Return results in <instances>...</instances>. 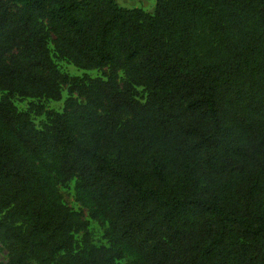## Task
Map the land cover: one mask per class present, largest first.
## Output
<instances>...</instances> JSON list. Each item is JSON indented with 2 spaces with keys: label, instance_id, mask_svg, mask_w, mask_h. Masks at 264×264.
I'll list each match as a JSON object with an SVG mask.
<instances>
[{
  "label": "trees",
  "instance_id": "16d2710c",
  "mask_svg": "<svg viewBox=\"0 0 264 264\" xmlns=\"http://www.w3.org/2000/svg\"><path fill=\"white\" fill-rule=\"evenodd\" d=\"M155 2L0 0V264H264V0Z\"/></svg>",
  "mask_w": 264,
  "mask_h": 264
},
{
  "label": "rangeland",
  "instance_id": "374dc122",
  "mask_svg": "<svg viewBox=\"0 0 264 264\" xmlns=\"http://www.w3.org/2000/svg\"><path fill=\"white\" fill-rule=\"evenodd\" d=\"M130 7V6H127ZM53 50V47L51 46ZM55 63L58 65L59 69L72 77H83L89 76L91 78H104L103 73L100 71H83L75 68L72 64L57 59L54 57ZM141 94L142 90H140ZM3 93L0 92V97ZM69 94L67 90H64L61 101L55 102L47 99H25L17 97L14 100L15 106L21 112H26L29 110L31 104L34 105H42L45 106L48 110H53L58 113H62L64 111L65 101L69 98ZM33 122L36 124L38 128L42 126L43 123L46 122L45 117H37L33 116ZM60 200L62 203L75 212H79L83 215L85 221L89 222V228L87 234L78 235L77 242L79 247H85L88 245H93L97 247L106 246L110 247L108 240L106 239V232L108 230V223L101 218H93V208L91 204L84 199L80 198L75 190V182L67 183V184H58L57 186ZM9 259V254L6 247L0 242V263H6ZM135 258L126 254V257L120 263H129L133 261Z\"/></svg>",
  "mask_w": 264,
  "mask_h": 264
},
{
  "label": "crops",
  "instance_id": "0c3cea01",
  "mask_svg": "<svg viewBox=\"0 0 264 264\" xmlns=\"http://www.w3.org/2000/svg\"><path fill=\"white\" fill-rule=\"evenodd\" d=\"M118 5L126 9H142L149 14H153L156 7L155 0H115ZM130 6V7H127Z\"/></svg>",
  "mask_w": 264,
  "mask_h": 264
}]
</instances>
